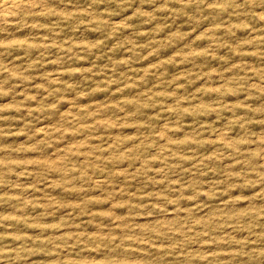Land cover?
Segmentation results:
<instances>
[{"label": "rangeland", "instance_id": "rangeland-1", "mask_svg": "<svg viewBox=\"0 0 264 264\" xmlns=\"http://www.w3.org/2000/svg\"><path fill=\"white\" fill-rule=\"evenodd\" d=\"M8 1L0 264H264V0Z\"/></svg>", "mask_w": 264, "mask_h": 264}, {"label": "bare ground", "instance_id": "bare-ground-1", "mask_svg": "<svg viewBox=\"0 0 264 264\" xmlns=\"http://www.w3.org/2000/svg\"><path fill=\"white\" fill-rule=\"evenodd\" d=\"M15 1V0H14ZM16 1H18V0H16ZM9 1L8 0H0V6H7V4H9V5H12V6H14L13 4H15V2L14 3H12V2H10V3H8ZM17 3V2H16ZM18 4H16L15 6H17ZM6 6H5V8H6ZM4 8V7H3ZM2 8V9H3ZM4 8V9H5ZM14 8V7H13ZM17 8V7H16ZM7 9H8V7H7ZM0 13H2V12H0ZM6 16V15H5ZM0 17H3V15H0ZM4 18V17H3ZM3 18H1V19H3ZM5 22V21H4Z\"/></svg>", "mask_w": 264, "mask_h": 264}]
</instances>
